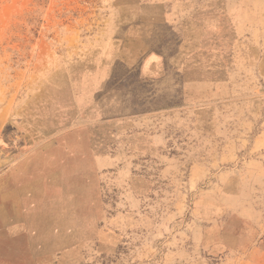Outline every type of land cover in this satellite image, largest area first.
Returning <instances> with one entry per match:
<instances>
[{
	"label": "rangeland",
	"instance_id": "1",
	"mask_svg": "<svg viewBox=\"0 0 264 264\" xmlns=\"http://www.w3.org/2000/svg\"><path fill=\"white\" fill-rule=\"evenodd\" d=\"M192 3L232 93L160 115L116 0H0V264H264V0Z\"/></svg>",
	"mask_w": 264,
	"mask_h": 264
},
{
	"label": "crops",
	"instance_id": "2",
	"mask_svg": "<svg viewBox=\"0 0 264 264\" xmlns=\"http://www.w3.org/2000/svg\"><path fill=\"white\" fill-rule=\"evenodd\" d=\"M192 1L116 0L119 31L111 35L109 46L115 49L105 57L103 76L96 74V80H104L100 87L107 88L110 80L113 96H130L133 85L143 86L147 90L142 95L158 101L148 111L160 115L191 108L208 110L216 108L217 95L230 98V70L225 62L208 64L207 24L195 19ZM218 105L224 107L226 102ZM148 118L144 115L142 120Z\"/></svg>",
	"mask_w": 264,
	"mask_h": 264
}]
</instances>
